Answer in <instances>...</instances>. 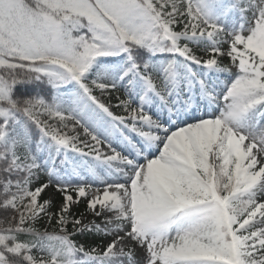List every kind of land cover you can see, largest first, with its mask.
Listing matches in <instances>:
<instances>
[{
    "label": "snow or ice",
    "instance_id": "1",
    "mask_svg": "<svg viewBox=\"0 0 264 264\" xmlns=\"http://www.w3.org/2000/svg\"><path fill=\"white\" fill-rule=\"evenodd\" d=\"M0 264H264V0H0Z\"/></svg>",
    "mask_w": 264,
    "mask_h": 264
},
{
    "label": "trees",
    "instance_id": "2",
    "mask_svg": "<svg viewBox=\"0 0 264 264\" xmlns=\"http://www.w3.org/2000/svg\"><path fill=\"white\" fill-rule=\"evenodd\" d=\"M116 93H113V97L115 98ZM120 113H122V111L120 110ZM81 207H83V205H81ZM51 230V229H49ZM74 239H76L78 242H82L85 243L86 245H92L95 243H98L100 241L101 238L99 237H93V238H84L83 241H81L82 237H75Z\"/></svg>",
    "mask_w": 264,
    "mask_h": 264
},
{
    "label": "rangeland",
    "instance_id": "3",
    "mask_svg": "<svg viewBox=\"0 0 264 264\" xmlns=\"http://www.w3.org/2000/svg\"><path fill=\"white\" fill-rule=\"evenodd\" d=\"M225 63H227V61H225ZM97 94H99V93H97ZM112 95H113V94H112ZM113 102H114V97H113ZM113 111H116L117 114H123V113H120V110H117V109H113ZM70 123H71V122H70ZM77 131L81 133V136H82V138H83V132H82V129L77 128ZM69 134L71 135V133H69ZM59 198H60V197H59V194L57 193V199H59ZM83 239H84V237H82L81 241H83ZM104 242L106 243V242H107V239H105Z\"/></svg>",
    "mask_w": 264,
    "mask_h": 264
}]
</instances>
